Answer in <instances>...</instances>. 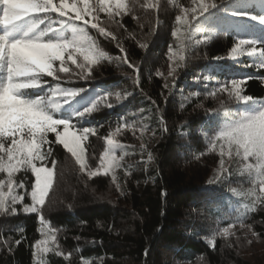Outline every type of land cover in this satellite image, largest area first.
<instances>
[{
    "label": "trees",
    "instance_id": "1",
    "mask_svg": "<svg viewBox=\"0 0 264 264\" xmlns=\"http://www.w3.org/2000/svg\"><path fill=\"white\" fill-rule=\"evenodd\" d=\"M212 2L218 8L211 10V17L205 14V23H197L204 19L197 16L190 24L179 25L184 33L182 61L168 59L170 48L173 52L181 48L177 37L169 38L178 28L173 5L160 10L145 7L139 22L127 13L121 18L99 13L100 26L115 39L81 25L109 57L93 65L91 77L73 76L79 69L67 62L70 72H58L59 80L44 76L41 87L26 90V97L34 99L51 95L57 86L83 88L87 94L72 102L80 110L109 94L84 120L73 119L78 126L97 128V134L84 142L87 170L92 167L90 157L97 159V152L101 153L103 139L122 124L127 125L125 134L115 136L129 150L114 172L89 178L49 133L52 154L36 163L49 167L56 161L52 187L39 212H25L22 204H30L34 176L29 168L14 174L16 193L23 199L15 205L8 201L15 213L0 212V264H36L34 247L44 227L41 216L61 249L48 252L45 264H264V251L252 249L246 259L239 250L242 239L248 248L264 242V192L260 191L264 186L241 172L237 163L222 169L223 145L214 144L229 124L222 121L236 116L241 107L238 101L226 104L218 88L230 85L232 79L243 80V95L264 97V57L258 52L229 55L239 39L255 40L254 46L264 49L260 23L264 0ZM236 7L248 16H231ZM251 15L257 20L252 21ZM59 19L52 13L42 27L48 23L58 27ZM209 33H213L210 38ZM170 65L175 68L172 76ZM55 67L59 68L58 62ZM68 111L64 106L63 112ZM129 123L135 134H128ZM48 149L46 144L41 151Z\"/></svg>",
    "mask_w": 264,
    "mask_h": 264
},
{
    "label": "snow or ice",
    "instance_id": "2",
    "mask_svg": "<svg viewBox=\"0 0 264 264\" xmlns=\"http://www.w3.org/2000/svg\"><path fill=\"white\" fill-rule=\"evenodd\" d=\"M80 4L82 7L78 5L77 0H72L71 3L69 0H59L58 3L56 0H0V172L7 175L6 180H0V212H16L14 207L9 208L8 201L11 200L15 205L23 199L22 196L13 194V177L24 168H30L34 176L29 193L32 206H26L24 211L36 213L40 211V206L45 204V198L53 184V168L45 167L43 163L37 166L36 161L45 162L47 156L52 154L48 141L49 133L55 134L56 142L75 158L82 172L88 169L84 142L90 135L97 134V128L78 126L73 123V119L84 120L96 111L98 103L108 100L109 94L90 101V106L85 105L82 110L72 107V102L81 98L82 94H87L83 88L77 90L57 86L51 89V95L38 96L34 99L26 97V90L41 87L42 77L59 80L58 72L69 73L67 61H71L76 69H79L78 72H72L73 76L87 80L92 75L93 65L109 58L107 53L97 48L93 39L82 30L81 25H90L91 28L98 29L101 35L112 36L115 39L111 32L100 26L98 14L120 16L126 11V6L120 0H117L115 7L109 0H96V3L91 5L89 0H80ZM193 4L196 6L191 8L189 17L176 16L177 24L188 25L196 20L197 16L204 18L197 21L203 24L208 17L214 15L211 10L218 8L212 0H193ZM181 11L186 13L189 9ZM52 13L62 18L56 21L58 27H53L52 23L42 27L46 20H51ZM205 14H208V17H205ZM231 16L242 19L248 16V13L243 8L236 7L232 9ZM249 18L252 21L257 20L255 15ZM260 23L264 24V17L260 18ZM186 31L191 35V30ZM212 34L209 33L208 38ZM172 36L181 41V48L179 52H173L170 48L168 59L182 61L184 33L177 28L172 32ZM255 43V40L239 39L229 55L240 56L246 52L248 56H253L257 51L253 47ZM120 51L125 50L121 47ZM260 55L264 57V49ZM122 59L130 68L136 70L126 58ZM57 62L59 68L55 67ZM261 66L264 67V64ZM169 68L168 75L172 76L175 68L171 65ZM243 83V80L232 79L230 85L225 84L216 91L227 92L230 98L234 97L245 104L256 103L253 97L243 95ZM64 106L69 108L67 113L63 112ZM125 127L127 125H120L116 132H110L104 138L108 146L99 157L98 167L95 170H87L89 178L107 176L120 166L121 158L116 156V149L121 145L114 137ZM216 141L229 145L236 143L242 149L243 160L254 157L259 159L264 156V106L228 124L216 136L214 144ZM46 144H49L47 153L41 151L42 146ZM220 154L224 155L222 148ZM148 159L151 160L152 156L149 155ZM55 164L56 161L53 160V167ZM220 164L223 169V159ZM256 173L259 184L264 186V167L257 168ZM5 186L8 190L6 193L3 191ZM19 186L24 187L22 183ZM260 191L264 192V188ZM40 223L48 228L47 221L42 216ZM52 231L51 228H48V232L41 230L45 239L36 242L37 251L34 255L51 251L49 245L55 243V236L49 237L48 233ZM223 231L226 234L229 229L225 228ZM57 255L60 253L57 252Z\"/></svg>",
    "mask_w": 264,
    "mask_h": 264
},
{
    "label": "rangeland",
    "instance_id": "3",
    "mask_svg": "<svg viewBox=\"0 0 264 264\" xmlns=\"http://www.w3.org/2000/svg\"><path fill=\"white\" fill-rule=\"evenodd\" d=\"M128 1L129 0H120V2L123 3L126 6V11L122 12V14L120 16H116V17L117 18H121V17H123V14L127 13L129 16L132 17V19H134V21H137V22H139L140 15L143 14L145 7H148V8L152 7V9H153V7H157L158 6V9L160 10V8L166 7L168 5H170V6L173 5L174 6V10L172 11V13H173L172 15L173 16L176 17L177 15H182V16L187 17V12L185 13V12H182L181 10L182 9H189V11H190L191 8L196 6V5L193 4V0H132V5L128 4ZM116 2H117V0H109V3L113 7H115ZM77 3H78L79 6L82 7V4H80V0H77ZM89 3H90V5L93 4V0H89ZM115 22H116V20H115ZM174 27H175V22L173 23V26H171V28H170L171 30L170 31H172V29ZM175 28L177 29V27H175ZM178 28L181 29L179 24H178ZM171 35H172V33L170 32L169 33V38L171 37ZM172 37H174V36H172ZM253 47H255L257 49L256 53L257 52L258 53L261 52V48H257L254 45H253ZM245 54H246V52H245ZM67 62L71 63V61H67ZM224 94L226 96V98L224 100L226 104H229L232 101L237 102V100L234 97L230 98L228 96L227 92H224ZM253 99L256 102L254 104L253 103L245 104V103H243L241 101H238V102H241V105H240L241 107L239 108V111L236 113V116L235 115L234 116H229V117L225 118L224 121H222V123H226V124L229 123L230 124V123L234 122L235 120L240 119L242 116L246 115L247 113L256 111L261 106H264V97H262V98H253ZM131 125H132V129L130 130L131 132H128V134H130V135L131 134H135V132H134L135 131V127L133 126V124L129 123V126H131ZM117 128L118 127L114 128L111 132H116ZM123 129H121V131L117 132V133L125 134L122 131ZM115 137H114V139L121 145L120 148L116 149V156L118 158H123L125 156L126 152L129 149H127V148H125L123 146L122 142L124 140H122L121 138H119L117 136H115ZM129 137H132V136H129ZM88 140H89V138H88ZM222 145H223L222 150L224 151V155H223L224 161H225L224 165H226L228 163H233V164L237 163V164H239V167H241V170H242L241 172L247 173L248 175H252L254 180H258L256 169L264 167V156H261L259 159L254 157L253 159H250V160H247V159L243 160V158H242V155H243L242 149L236 143H232L231 145H229L227 143H223ZM107 146L108 145H107L106 140L103 139V143L100 145L101 153L97 152V155H96L97 159L90 157L91 158L92 167L89 170H95L98 167V165H99V157L104 152V150H105V148ZM228 153H230V155ZM69 155L71 156L70 153H69ZM45 167H47V166H45ZM49 167L53 168V166H49ZM110 173H112V172H110ZM6 179H7V175L5 173L0 172V180H6ZM17 188H18V186H16L14 184V193L13 194L23 197V195H20V194L18 195L16 193ZM3 191L5 193L8 191L6 186L4 187ZM21 201L22 200H20V202ZM22 206H23L22 207L23 210H24V208L26 206H28V207L32 206L31 198H30V204H22ZM41 230H43L45 232H48V228H45V226H44V227H42L40 229V238H39V240L45 239V237L41 234ZM48 235H49V237H51L52 235L55 236V233L52 231V232H49ZM35 245H36V243H35ZM248 245L249 244L246 241H244L243 239H242L241 242H239V247H240L239 250L245 252L243 254V258L250 259V256H252V254H251V250L252 249H257L260 252L264 251V242H256L254 244L255 245L254 248H253V246H252V248H248ZM49 247L51 248V251H53V250L60 251L61 250L60 247L57 246L56 238H55V243L54 244H50ZM36 251H37V248L34 247V253ZM48 252H50V251H48ZM48 252L41 253L38 256L34 255V260H35L36 264H45V259L47 257L46 255H47ZM243 263H245V260H244Z\"/></svg>",
    "mask_w": 264,
    "mask_h": 264
}]
</instances>
